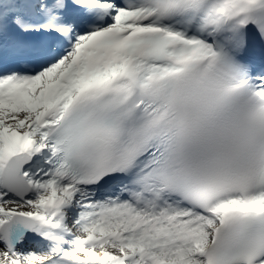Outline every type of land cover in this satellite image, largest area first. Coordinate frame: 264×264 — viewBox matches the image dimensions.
<instances>
[{
	"label": "snow or ice",
	"instance_id": "6c2138e0",
	"mask_svg": "<svg viewBox=\"0 0 264 264\" xmlns=\"http://www.w3.org/2000/svg\"><path fill=\"white\" fill-rule=\"evenodd\" d=\"M0 264H264V0H0Z\"/></svg>",
	"mask_w": 264,
	"mask_h": 264
},
{
	"label": "bare ground",
	"instance_id": "6f19581e",
	"mask_svg": "<svg viewBox=\"0 0 264 264\" xmlns=\"http://www.w3.org/2000/svg\"><path fill=\"white\" fill-rule=\"evenodd\" d=\"M0 259H2V258H0Z\"/></svg>",
	"mask_w": 264,
	"mask_h": 264
}]
</instances>
